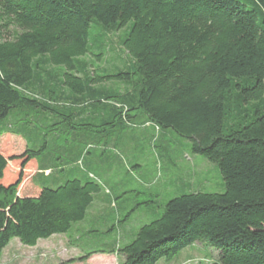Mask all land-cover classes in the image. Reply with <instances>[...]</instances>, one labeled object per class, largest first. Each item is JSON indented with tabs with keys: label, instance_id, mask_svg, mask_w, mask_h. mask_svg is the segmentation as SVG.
I'll list each match as a JSON object with an SVG mask.
<instances>
[{
	"label": "trees",
	"instance_id": "16d2710c",
	"mask_svg": "<svg viewBox=\"0 0 264 264\" xmlns=\"http://www.w3.org/2000/svg\"><path fill=\"white\" fill-rule=\"evenodd\" d=\"M137 117L190 140L224 189L176 195L64 264L94 253L158 264L196 242L212 264H264V0H0V264L13 236L72 237L102 189L83 165L88 145Z\"/></svg>",
	"mask_w": 264,
	"mask_h": 264
},
{
	"label": "rangeland",
	"instance_id": "374dc122",
	"mask_svg": "<svg viewBox=\"0 0 264 264\" xmlns=\"http://www.w3.org/2000/svg\"><path fill=\"white\" fill-rule=\"evenodd\" d=\"M110 41L115 52H123L118 32L110 35ZM88 60L92 64L91 70L102 66L94 58ZM105 128V140L101 138L98 143L88 145L83 164L100 180L102 189L96 194L95 210L90 209L83 221L72 226L71 238L63 234L53 235L41 239L35 247H28L22 245L17 237H11L2 253V264H64L72 258L82 257L87 251L105 247L126 231L136 232L141 225L157 218L163 205L176 195L191 191H223L224 183L217 164L201 155L192 154L191 141L178 136L171 129H165L160 136L157 127L144 117L113 127L106 125ZM97 130L91 128L89 131L95 135ZM102 141L107 145H101ZM80 165L77 163L75 166L80 168ZM105 189L111 194L105 193ZM110 195H114L116 206L110 204ZM145 200H154L155 204L148 207L140 205L120 223L117 230L102 235L88 231L89 228L105 230L116 222L118 215L122 217L136 203ZM204 244L205 250L200 252V259H189L182 264H212L213 260L216 261L212 247ZM178 255L171 260H177ZM104 256L114 259L110 264H120L122 261L116 259L115 254L94 253L83 262L71 264H104Z\"/></svg>",
	"mask_w": 264,
	"mask_h": 264
},
{
	"label": "crops",
	"instance_id": "0c3cea01",
	"mask_svg": "<svg viewBox=\"0 0 264 264\" xmlns=\"http://www.w3.org/2000/svg\"><path fill=\"white\" fill-rule=\"evenodd\" d=\"M37 171L38 170H34V173H36ZM46 173H48V171H45V174ZM129 233H130V231H129ZM51 237H53V236H51ZM51 237H49V238H51ZM39 241H37L36 245H38ZM202 250H205V246L202 243L196 242V243L192 244L191 246H189L188 248L181 251L178 255L177 260H175V261L160 260L158 262V264H182L184 262H188L187 260H189V259H190V261H191V259L195 261L197 259H200L199 256H200V252ZM104 257H105V258H103L104 264H110L111 261H114V259L110 258L109 256H104ZM115 258L116 259H122L120 256H117L116 254H115Z\"/></svg>",
	"mask_w": 264,
	"mask_h": 264
}]
</instances>
